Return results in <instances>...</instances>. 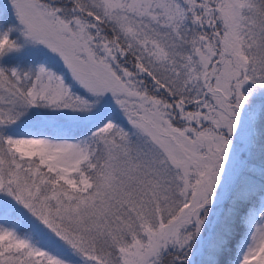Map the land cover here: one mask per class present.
Segmentation results:
<instances>
[{
	"label": "snow or ice",
	"instance_id": "obj_1",
	"mask_svg": "<svg viewBox=\"0 0 264 264\" xmlns=\"http://www.w3.org/2000/svg\"><path fill=\"white\" fill-rule=\"evenodd\" d=\"M0 264H264V0H0Z\"/></svg>",
	"mask_w": 264,
	"mask_h": 264
}]
</instances>
